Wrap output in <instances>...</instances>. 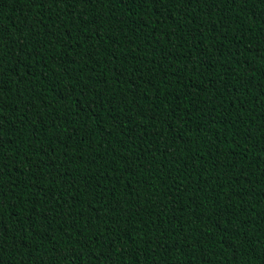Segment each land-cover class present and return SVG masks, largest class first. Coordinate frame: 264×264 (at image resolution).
Segmentation results:
<instances>
[{"label":"trees","instance_id":"16d2710c","mask_svg":"<svg viewBox=\"0 0 264 264\" xmlns=\"http://www.w3.org/2000/svg\"><path fill=\"white\" fill-rule=\"evenodd\" d=\"M0 264H264V0H0Z\"/></svg>","mask_w":264,"mask_h":264}]
</instances>
